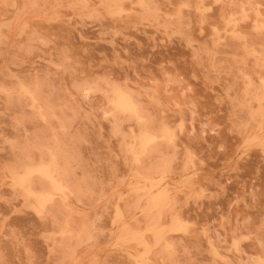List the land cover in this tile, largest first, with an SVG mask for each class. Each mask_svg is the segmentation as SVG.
<instances>
[{
  "label": "snow or ice",
  "instance_id": "obj_1",
  "mask_svg": "<svg viewBox=\"0 0 264 264\" xmlns=\"http://www.w3.org/2000/svg\"><path fill=\"white\" fill-rule=\"evenodd\" d=\"M0 9V264H264V0Z\"/></svg>",
  "mask_w": 264,
  "mask_h": 264
},
{
  "label": "rangeland",
  "instance_id": "obj_2",
  "mask_svg": "<svg viewBox=\"0 0 264 264\" xmlns=\"http://www.w3.org/2000/svg\"><path fill=\"white\" fill-rule=\"evenodd\" d=\"M44 2H47V0H41V3H44ZM3 14H4V10L0 9V16H2ZM48 27L53 31V33H56V32H62V29L64 26L56 24V23H52V24L48 25ZM102 30H104V29H102V26L99 24L81 23L80 28L77 29L76 36L73 37V43L76 42V39L80 34H84L86 36V42H89L93 45L92 51L90 53V55H92L93 58H99V57L103 56L105 59H108L114 55L115 51H120V50L126 51L127 50L126 48H124L123 42H121L118 46L114 47L112 40L100 39V33ZM150 31H151V29L141 28V29H138L136 32V37H138L140 40H142L146 45V47L144 49V51L146 53L151 52V49L147 47V44L150 43L149 38H148V33ZM170 47L172 48V51L170 54L172 56L179 57V55L182 51L181 49H179V46L178 45H175V46L170 45ZM3 55H4L3 53H0V68L3 67V64H2ZM157 58H160L159 50H157L156 55L152 57V59H157ZM192 86L193 87L196 86L195 82H193ZM0 128H3V124H0ZM259 164H260V160L258 158H253L246 163L245 171L248 174H251L253 169L258 170ZM237 178L241 182H243V180L246 179V176L242 172ZM226 203H227V201L225 200L224 204H226ZM208 204H209V202H207V201L204 202V213L206 216L207 215H213L214 216V214L212 212L208 211ZM215 206L217 208L221 207V205H215ZM16 223L20 224L22 227L27 228L28 225H30L32 223L31 215L25 210L20 216H18L16 218ZM29 238L35 242V246L39 252L43 253L45 251L44 245L41 242H39L36 237H34L32 235L31 231L29 232ZM17 258H19V257L17 256Z\"/></svg>",
  "mask_w": 264,
  "mask_h": 264
}]
</instances>
